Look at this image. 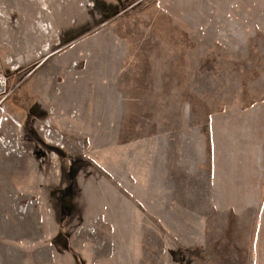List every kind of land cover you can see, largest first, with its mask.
<instances>
[{"label":"rangeland","instance_id":"rangeland-1","mask_svg":"<svg viewBox=\"0 0 264 264\" xmlns=\"http://www.w3.org/2000/svg\"><path fill=\"white\" fill-rule=\"evenodd\" d=\"M0 76V264H264V0H0Z\"/></svg>","mask_w":264,"mask_h":264},{"label":"built area","instance_id":"built-area-1","mask_svg":"<svg viewBox=\"0 0 264 264\" xmlns=\"http://www.w3.org/2000/svg\"><path fill=\"white\" fill-rule=\"evenodd\" d=\"M7 81L3 76H0V105L2 104L3 100L6 98L7 92ZM7 121V118H0V121ZM51 120L48 118L46 120L43 127H41L40 132L42 133V138L45 145H49L51 147L57 148L59 150L63 149V141L64 136L63 134L52 131L51 128ZM0 146L4 148V150L13 155H23L26 153L27 145L20 139L19 136L13 134L12 138L6 139L4 136L0 135Z\"/></svg>","mask_w":264,"mask_h":264},{"label":"crops","instance_id":"crops-1","mask_svg":"<svg viewBox=\"0 0 264 264\" xmlns=\"http://www.w3.org/2000/svg\"><path fill=\"white\" fill-rule=\"evenodd\" d=\"M30 93H31V91L29 92V94L27 95L28 97L29 96H34L35 94H31L30 95ZM30 98V97H29ZM46 103V102H45ZM46 110V109H45ZM30 114H34V118H33V120H36L37 119V117H35V114L36 113H30ZM36 115H38V114H36ZM28 121H29V123L32 121L31 119H30V117H28ZM259 251H263V250H261V249H258Z\"/></svg>","mask_w":264,"mask_h":264}]
</instances>
